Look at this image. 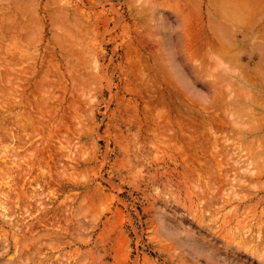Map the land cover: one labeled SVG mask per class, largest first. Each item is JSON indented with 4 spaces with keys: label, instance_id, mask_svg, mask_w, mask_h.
Wrapping results in <instances>:
<instances>
[{
    "label": "rangeland",
    "instance_id": "rangeland-1",
    "mask_svg": "<svg viewBox=\"0 0 264 264\" xmlns=\"http://www.w3.org/2000/svg\"><path fill=\"white\" fill-rule=\"evenodd\" d=\"M0 264H264V0H0Z\"/></svg>",
    "mask_w": 264,
    "mask_h": 264
},
{
    "label": "bare ground",
    "instance_id": "bare-ground-1",
    "mask_svg": "<svg viewBox=\"0 0 264 264\" xmlns=\"http://www.w3.org/2000/svg\"><path fill=\"white\" fill-rule=\"evenodd\" d=\"M245 17V16H244Z\"/></svg>",
    "mask_w": 264,
    "mask_h": 264
}]
</instances>
